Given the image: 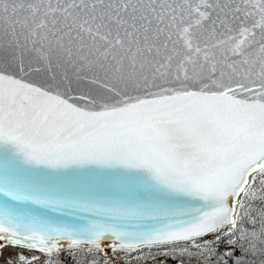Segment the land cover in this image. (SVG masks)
I'll return each mask as SVG.
<instances>
[{"label":"snow or ice","instance_id":"obj_1","mask_svg":"<svg viewBox=\"0 0 264 264\" xmlns=\"http://www.w3.org/2000/svg\"><path fill=\"white\" fill-rule=\"evenodd\" d=\"M257 242L264 0H0V251L228 264Z\"/></svg>","mask_w":264,"mask_h":264},{"label":"rangeland","instance_id":"obj_2","mask_svg":"<svg viewBox=\"0 0 264 264\" xmlns=\"http://www.w3.org/2000/svg\"><path fill=\"white\" fill-rule=\"evenodd\" d=\"M223 251L226 247L225 243H221ZM184 245H175V246H167V247H155L150 251L145 249L141 258L134 259L132 264H174L176 260H181L184 262H188V264H208L207 259L204 255H201L196 249H190L189 253H182L181 249ZM10 248V247H9ZM12 249V248H11ZM3 248L0 251V264H8L9 261L12 264H15L16 255L19 252L25 251L21 248L15 249ZM222 251V253H223ZM107 256L111 258V264H120V262L113 256V253L110 249L109 252H106ZM167 253V255H165ZM28 255H39L38 253H26ZM117 255H123L122 253H118ZM84 256L83 252H76L75 255H71L68 251H62L57 257H54V260H59L61 264H77V261H82ZM240 258V253L237 250L235 253V258ZM216 259V257H213ZM43 259V257H41Z\"/></svg>","mask_w":264,"mask_h":264},{"label":"trees","instance_id":"obj_3","mask_svg":"<svg viewBox=\"0 0 264 264\" xmlns=\"http://www.w3.org/2000/svg\"><path fill=\"white\" fill-rule=\"evenodd\" d=\"M220 245L217 248V257L223 251V248H221L222 246H220ZM238 251H239L240 256H241L240 257L241 264H264V243L257 242V251L255 253L245 254L243 251H241L239 249H238ZM215 260L216 259L214 258L213 264H215ZM228 264H233V259H230Z\"/></svg>","mask_w":264,"mask_h":264},{"label":"water","instance_id":"obj_4","mask_svg":"<svg viewBox=\"0 0 264 264\" xmlns=\"http://www.w3.org/2000/svg\"><path fill=\"white\" fill-rule=\"evenodd\" d=\"M48 75H49V73H43V74H41L40 76L34 77V79H35L36 81L39 82V81L42 80V79H46ZM57 79H58V80L60 79V75H59L58 72H57ZM73 87H76V85L73 84ZM204 239H205V240H208V241H211V240L213 239V237H212V236H208V237H205ZM201 243H203V241H201ZM105 251H106V252H109L110 249H108V248L106 247V248H105ZM174 264H188V262H184V261H181V260L178 259V260L175 261Z\"/></svg>","mask_w":264,"mask_h":264},{"label":"bare ground","instance_id":"obj_5","mask_svg":"<svg viewBox=\"0 0 264 264\" xmlns=\"http://www.w3.org/2000/svg\"><path fill=\"white\" fill-rule=\"evenodd\" d=\"M9 247H10V248H9ZM6 248H8V249H11V248H12V249H15V248H19V247L8 246V247H6ZM12 249H11V250H12ZM21 249H22V248H21Z\"/></svg>","mask_w":264,"mask_h":264}]
</instances>
